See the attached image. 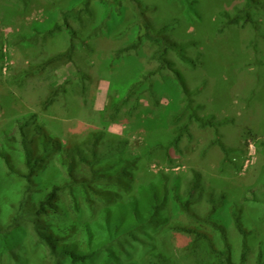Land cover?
<instances>
[{
  "label": "rangeland",
  "instance_id": "1",
  "mask_svg": "<svg viewBox=\"0 0 264 264\" xmlns=\"http://www.w3.org/2000/svg\"><path fill=\"white\" fill-rule=\"evenodd\" d=\"M79 1L0 0V149L20 166L18 129L23 122L38 132L36 144L43 135L52 137L64 152L100 134L101 167L121 162L122 155L138 159L132 192L160 172L177 177L180 193L199 217L208 214L210 195L212 200L224 196L215 218L225 227L235 263L243 239L232 209L240 208L249 249L243 264H257L259 254L264 264V0H257L261 6L254 12L257 29L247 24L222 33V14H233L242 0H193L191 7L179 0H119V9L107 18L100 0H89L86 10L68 16L64 24L62 12L75 9ZM144 23L150 32L184 47L191 63L172 51L167 59L181 73L187 95L170 69L153 58L158 47L146 38ZM55 24L60 30L47 36L44 32ZM138 35V48L115 55ZM4 45L6 60L1 57ZM195 119L214 125L202 127ZM5 137L16 140L10 145ZM109 145L115 150L106 154ZM50 160L41 176L45 183L64 174L58 156ZM4 171L0 160L2 224L23 188L21 180ZM76 172L87 175L81 166ZM194 173L202 192L187 195ZM98 202L73 213L63 192L60 213L45 220L61 227L72 221L79 230L82 221H94L108 206ZM163 219L168 223L150 238L127 248L125 262L148 264L151 257H160L168 264H200L208 259L205 245L169 229L195 225L190 219L172 205ZM75 233L72 240H80ZM210 234L221 248L219 233ZM34 243L28 231L21 237L19 261L4 254L0 264H52Z\"/></svg>",
  "mask_w": 264,
  "mask_h": 264
},
{
  "label": "trees",
  "instance_id": "2",
  "mask_svg": "<svg viewBox=\"0 0 264 264\" xmlns=\"http://www.w3.org/2000/svg\"><path fill=\"white\" fill-rule=\"evenodd\" d=\"M179 1L181 5L187 1L190 7L196 3L193 0ZM100 2L104 7L105 18L119 9V0H100ZM242 2L243 6L236 9L233 14L226 12L222 14L218 33L230 27L247 24L256 28L254 12L258 10L261 3L257 0H242ZM88 5L89 0H80L75 9L63 11L64 24H67L68 16H76L86 10ZM142 17L143 14L140 13L141 20ZM144 27H146V38L158 47L153 58L161 68L170 69L182 93L187 95L181 73L173 69L172 63L167 59L168 52L172 51L182 62L191 63L184 54V47L169 41L165 36H157L150 32L147 24ZM59 30L60 26L55 24L44 33L49 36ZM70 33L73 35V32ZM139 40H141L140 36L138 40L117 50L115 55L119 56L135 50L138 48ZM5 48L4 45L1 49L3 60L7 59ZM195 120L202 127L214 125L209 121ZM183 131L184 128L180 129L173 141L174 144H177ZM18 132L20 166L11 159L4 148L0 149V160L5 169V176L15 177L23 183L18 200L10 205L11 213L7 222L2 224L0 219V258L5 254L10 260L18 262L21 256L18 252L21 237L29 231L34 244L46 251L52 264H136L135 261L125 262L124 259L128 256L127 248L132 247L133 243L144 242L146 238H150L152 232L166 225L168 220L163 219V212L172 205L195 225L190 227L174 224L169 226V229L191 236L194 244L205 245L208 259L200 264H243L246 261L249 250L246 243L248 233L242 224L240 208L236 206L232 209L234 226L243 239L239 263L233 262L225 227L215 218L224 196L212 200L210 195V210L205 217H199L191 211L189 200L180 193V181L177 177L170 179L167 174L160 172L146 182L140 183L134 193L132 192L135 186L133 169L138 162L136 157L122 155L121 162L101 167L103 153L98 152V146L102 140L100 134H94L83 144L75 145L64 152L63 145L52 137L43 135L36 144L34 136L38 132L36 129H29L27 122L19 125ZM15 140V137H5L6 143L10 145ZM220 147L226 151L221 145ZM113 150L115 147L109 145L106 148V154ZM52 156H58L64 174L61 173L58 179H54L51 183L47 181L45 183L41 176L48 171L47 167L52 162L50 160ZM79 166L87 170L86 176H78L76 169ZM199 178L197 173L193 174L187 195L202 192V189L198 188ZM170 181L171 184L168 185ZM111 185L115 189H110ZM63 192L68 194L73 213L80 214L82 206L91 207L98 201L108 206L101 210V216L94 221H82L79 230L72 221L63 226L64 228L59 225H50L45 217L60 213L59 202ZM78 231L80 240H72V236ZM210 231L219 233L221 248L215 246ZM261 260L262 255L259 254L257 264H262ZM148 264L168 263L163 262L160 257H151L148 259Z\"/></svg>",
  "mask_w": 264,
  "mask_h": 264
}]
</instances>
